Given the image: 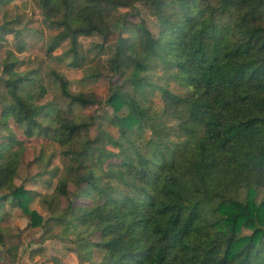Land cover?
<instances>
[{
  "label": "trees",
  "instance_id": "trees-1",
  "mask_svg": "<svg viewBox=\"0 0 264 264\" xmlns=\"http://www.w3.org/2000/svg\"><path fill=\"white\" fill-rule=\"evenodd\" d=\"M6 1L13 0L0 4ZM31 1L61 28L48 52L68 40L72 69L84 64L79 37L104 36L111 10L129 5ZM149 6L157 34L141 20L136 36L116 38L108 58L112 76L104 105L120 140L105 132L87 135L95 116L75 109L97 101L73 92L62 72L50 69L54 97L39 105L48 92L39 69L18 70L19 60L7 52L0 207L7 203L28 218V226H41L42 217L31 209L41 195L15 184L25 142L41 138L64 158L61 167L54 165L55 153L43 148L34 159L46 184L55 181L44 201L67 198L72 226H85L74 242L86 258L96 248L103 253L101 264H264V0H149ZM10 35L23 52L12 23L0 24V41ZM113 77L132 91H122ZM170 82L182 92L170 90ZM88 159L117 186L102 185ZM3 238L0 228V244Z\"/></svg>",
  "mask_w": 264,
  "mask_h": 264
},
{
  "label": "rangeland",
  "instance_id": "rangeland-1",
  "mask_svg": "<svg viewBox=\"0 0 264 264\" xmlns=\"http://www.w3.org/2000/svg\"><path fill=\"white\" fill-rule=\"evenodd\" d=\"M124 1L129 5L115 7L111 10L110 18L107 20L109 30L104 36L93 34L88 37H79L84 64L77 69H72L68 66L72 59L67 52L69 48L68 40L62 41L56 49L50 53L48 52V49L54 45L55 37L61 28L46 21L41 11L31 0H13L0 4V24L11 22L14 30L19 33V40L25 44L23 52H19L16 46L17 39L14 36H8L6 42L0 41V100L1 92L3 91L2 81L6 77L2 71V63L7 56V52L11 51L19 60L18 70L39 69L42 84L47 87L48 91L45 97L38 102L39 105L52 101L54 97L51 89L50 69L62 72L68 79L69 87L73 92H82L86 96H94L97 101L95 105L75 109L78 114L95 116V124L87 131V135L90 138H94L99 132H105L112 139L120 140L118 128H116L113 121L112 111L104 105L110 94L108 82L109 77L112 76L108 67V58L114 52L116 38L119 35L123 38L136 36L137 27L141 20L146 23L154 35L158 31V23L152 14L149 0H146V2L143 0ZM99 47H102V50H99ZM94 73H100L98 79H84L85 74ZM113 83L122 91H132L129 83L120 77H113ZM169 89L177 93L182 92V88L173 82H170ZM154 99L158 103L157 105L160 106L159 98L155 97ZM10 123L12 124L11 121ZM25 146L27 150L20 164L15 184L17 186L22 185L27 190L32 189L36 193L44 192L46 195H53L55 181L52 179L49 184H46L47 176L40 174L34 159L44 148L47 154L55 153L54 165L61 167L64 163V158L58 154V147L52 144L50 146L47 140L41 138L28 139L25 142ZM88 168L92 169L96 176L102 179L101 184L105 187L117 186L116 180L103 178V171L99 163L91 162L88 159ZM72 175L68 174V176ZM69 190L70 193L74 192V187L71 184L69 185ZM262 195V191L259 190L256 200L259 201ZM35 201H33L31 207H34ZM67 202V198H61L58 206V201L55 198L52 208L58 207L57 212H59L62 207L65 208ZM75 203L79 204L81 201L75 199ZM216 218L218 217L215 214H209L210 220H215Z\"/></svg>",
  "mask_w": 264,
  "mask_h": 264
},
{
  "label": "crops",
  "instance_id": "crops-1",
  "mask_svg": "<svg viewBox=\"0 0 264 264\" xmlns=\"http://www.w3.org/2000/svg\"><path fill=\"white\" fill-rule=\"evenodd\" d=\"M39 194L31 209L42 217L41 226H28L27 217L7 203L0 207V228L4 235L0 244V264H101L103 253L100 250L91 249L88 258L85 252L77 250L75 236L85 226L74 229L67 215L68 202L65 208L60 205L61 210L57 212L58 207L52 208L55 198L49 205L45 202L50 200L49 195ZM61 198L57 199L58 206Z\"/></svg>",
  "mask_w": 264,
  "mask_h": 264
}]
</instances>
